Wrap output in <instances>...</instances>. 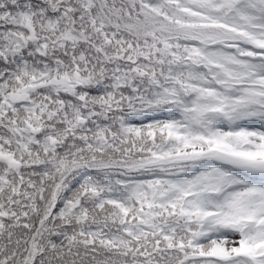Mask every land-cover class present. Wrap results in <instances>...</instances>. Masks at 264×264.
I'll list each match as a JSON object with an SVG mask.
<instances>
[{
  "label": "snow or ice",
  "instance_id": "1",
  "mask_svg": "<svg viewBox=\"0 0 264 264\" xmlns=\"http://www.w3.org/2000/svg\"><path fill=\"white\" fill-rule=\"evenodd\" d=\"M0 264H264V0H0Z\"/></svg>",
  "mask_w": 264,
  "mask_h": 264
}]
</instances>
